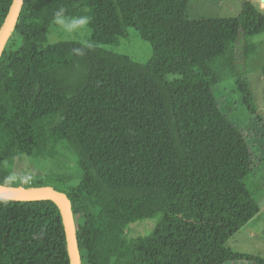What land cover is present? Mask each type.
I'll list each match as a JSON object with an SVG mask.
<instances>
[{
  "label": "trees",
  "instance_id": "obj_1",
  "mask_svg": "<svg viewBox=\"0 0 264 264\" xmlns=\"http://www.w3.org/2000/svg\"><path fill=\"white\" fill-rule=\"evenodd\" d=\"M13 1L0 0V32ZM190 1L166 0L153 22L134 26L152 46L148 64L99 47L127 34L120 0H25L0 57V184L22 186L18 161L67 146L74 170L34 186L72 201L82 264H264L227 246L230 222L261 206L245 182L251 148L209 93L229 68L256 113L240 65L257 54L264 10L245 0L240 17L190 20ZM60 7L91 17L94 44L47 45ZM84 138L103 144L98 158ZM157 216L151 235L126 237ZM0 264H71L55 201L0 198Z\"/></svg>",
  "mask_w": 264,
  "mask_h": 264
},
{
  "label": "rangeland",
  "instance_id": "obj_2",
  "mask_svg": "<svg viewBox=\"0 0 264 264\" xmlns=\"http://www.w3.org/2000/svg\"><path fill=\"white\" fill-rule=\"evenodd\" d=\"M166 0H120L122 14L127 25V34L119 44L99 45L115 54L127 56L139 64H148L153 57L152 46L144 41L135 30V25L153 22L161 11ZM260 0H254L256 6ZM245 0H191L190 20L216 19L240 17L244 10ZM94 31L89 25L76 33H67L58 26L52 24L48 32V44L61 41H78L84 44H94ZM258 48L259 44L264 49V35L254 39ZM241 68L247 72V78L253 92L257 115L250 112L243 102L236 79L228 68V75L224 82L214 86L209 93L218 103L221 112L244 134L253 155V170L246 178L247 187L261 211L253 214L245 208L240 219L231 221L229 227L230 239L228 247L234 252L260 256L264 258V54L257 53L242 61ZM178 78L169 75L167 79L174 81ZM193 105H197L202 98L201 95L192 96ZM85 145L90 153L98 158L104 151L100 142L84 138ZM8 155L9 151L4 150ZM76 167L72 151L62 144L59 147L58 155L54 158L46 157L38 160H31L25 157L16 164V175L23 187L42 188L37 185L40 181L57 179L62 175L69 174ZM252 215V216H251ZM161 216L153 219L140 220L129 225L126 230V237L129 239L138 236L151 235L159 222ZM228 229V228H227ZM228 264H254L251 262H233Z\"/></svg>",
  "mask_w": 264,
  "mask_h": 264
},
{
  "label": "water",
  "instance_id": "obj_3",
  "mask_svg": "<svg viewBox=\"0 0 264 264\" xmlns=\"http://www.w3.org/2000/svg\"><path fill=\"white\" fill-rule=\"evenodd\" d=\"M25 0H14L3 28L0 32V57L7 42L15 29L22 5ZM0 198L17 201L53 200L61 212L65 223L68 249L71 264H82L79 248L77 226L72 210V201L65 192L58 191L54 187L28 188L23 186H10L0 184Z\"/></svg>",
  "mask_w": 264,
  "mask_h": 264
},
{
  "label": "clouds",
  "instance_id": "obj_4",
  "mask_svg": "<svg viewBox=\"0 0 264 264\" xmlns=\"http://www.w3.org/2000/svg\"><path fill=\"white\" fill-rule=\"evenodd\" d=\"M91 22L88 15L70 16L64 7H60L53 16L52 23L67 33H76L85 29ZM77 54H81L82 50L77 48L74 50Z\"/></svg>",
  "mask_w": 264,
  "mask_h": 264
},
{
  "label": "crops",
  "instance_id": "obj_5",
  "mask_svg": "<svg viewBox=\"0 0 264 264\" xmlns=\"http://www.w3.org/2000/svg\"><path fill=\"white\" fill-rule=\"evenodd\" d=\"M259 5H260V8L262 10H264V0H260ZM261 52L264 54V49H262V46L259 44V46L257 48V53H261ZM257 114H258V112L256 111V113H254L253 115H257Z\"/></svg>",
  "mask_w": 264,
  "mask_h": 264
}]
</instances>
